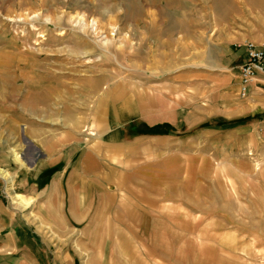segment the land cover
Masks as SVG:
<instances>
[{"label":"rangeland","instance_id":"374dc122","mask_svg":"<svg viewBox=\"0 0 264 264\" xmlns=\"http://www.w3.org/2000/svg\"><path fill=\"white\" fill-rule=\"evenodd\" d=\"M247 41L264 0H0V184L45 262L264 264Z\"/></svg>","mask_w":264,"mask_h":264},{"label":"crops","instance_id":"0c3cea01","mask_svg":"<svg viewBox=\"0 0 264 264\" xmlns=\"http://www.w3.org/2000/svg\"><path fill=\"white\" fill-rule=\"evenodd\" d=\"M236 76L235 83L229 86L232 94L236 93L237 88L239 93V76L238 74ZM248 97L253 104L251 109L264 110L263 74L258 73L251 83ZM4 187L6 190L10 189L8 185L0 184V264H48L42 257L43 254L40 252L35 238L31 236L28 227L23 224V220L14 210V206L6 199ZM19 203L23 204L24 201Z\"/></svg>","mask_w":264,"mask_h":264},{"label":"built area","instance_id":"2783aa9c","mask_svg":"<svg viewBox=\"0 0 264 264\" xmlns=\"http://www.w3.org/2000/svg\"><path fill=\"white\" fill-rule=\"evenodd\" d=\"M244 56L238 65L239 95L245 97L258 73L264 75V46L252 41L243 43Z\"/></svg>","mask_w":264,"mask_h":264},{"label":"bare ground","instance_id":"6f19581e","mask_svg":"<svg viewBox=\"0 0 264 264\" xmlns=\"http://www.w3.org/2000/svg\"><path fill=\"white\" fill-rule=\"evenodd\" d=\"M39 134V133H38Z\"/></svg>","mask_w":264,"mask_h":264}]
</instances>
